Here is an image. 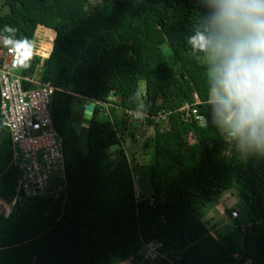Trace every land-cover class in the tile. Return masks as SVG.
Returning <instances> with one entry per match:
<instances>
[{
	"label": "trees",
	"instance_id": "16d2710c",
	"mask_svg": "<svg viewBox=\"0 0 264 264\" xmlns=\"http://www.w3.org/2000/svg\"><path fill=\"white\" fill-rule=\"evenodd\" d=\"M2 1L0 51L23 56L21 75L40 64L28 51L35 29L45 28L36 29L46 39L36 54L46 58L40 80L60 90L51 120L65 188L56 200L10 206L17 176L0 125V203L10 206L0 213V264H139L138 252L153 242L161 255L154 264H264V221L254 205L264 218L261 89L247 86L240 103L209 101L232 67L240 84L249 73L264 84V0H97L92 11L89 0ZM212 55L213 63H198ZM73 95L104 104L109 119L97 121L95 108L83 141L71 122ZM194 96L204 127L179 111ZM135 113L155 128L143 146L149 197L138 199L125 153L106 155ZM232 190L259 222L214 238L197 211Z\"/></svg>",
	"mask_w": 264,
	"mask_h": 264
},
{
	"label": "built area",
	"instance_id": "2783aa9c",
	"mask_svg": "<svg viewBox=\"0 0 264 264\" xmlns=\"http://www.w3.org/2000/svg\"><path fill=\"white\" fill-rule=\"evenodd\" d=\"M28 54L35 56L30 49ZM23 61L12 48L0 51V125L8 134L9 166L17 176L10 206L33 198L56 200L65 188L62 144L51 120L52 97L60 90L42 82L37 67L32 75H21ZM194 100L193 104L183 103L179 111L204 127L205 119L194 108L199 103L195 96ZM88 103H93L94 109L101 104L86 100L85 105ZM256 110L264 112V104ZM230 216L235 219L237 214L233 211ZM153 243L156 246L148 255L151 261L161 257L157 251L160 244Z\"/></svg>",
	"mask_w": 264,
	"mask_h": 264
},
{
	"label": "rangeland",
	"instance_id": "374dc122",
	"mask_svg": "<svg viewBox=\"0 0 264 264\" xmlns=\"http://www.w3.org/2000/svg\"><path fill=\"white\" fill-rule=\"evenodd\" d=\"M96 3L97 0L88 1L87 7L90 9V11L94 9ZM6 12L7 9L3 5V1L0 0V15L5 14ZM36 29L34 31L30 52L39 59L40 64L37 66V70L38 72H40L42 61L45 58H41L36 53L39 45L46 39L43 36V30L37 32L38 30ZM1 46L2 41H0V48ZM163 52L167 58H170V55L165 48H163ZM213 61L214 55L202 56L198 59V63L200 64H209L213 63ZM221 77L226 80L225 88L223 90H211L209 93V101H230L240 103L246 90V87L254 86L261 89L262 94L260 96V99L264 103V84L257 79L255 74L249 73L244 85L238 82L239 73L238 70L233 67L225 70L221 74ZM138 91L140 94V108L144 109L145 106L143 97V83L138 84ZM108 99L111 98L109 97ZM158 101L159 100L156 99V102ZM85 103V99L74 96L71 122L75 132L81 136L82 141L83 134L81 133V130L87 128L81 122L83 111L82 106L85 105ZM99 105L100 107L97 108L98 111L94 115V118L99 122H108L109 119L106 114L105 105ZM144 120V113L129 114L128 118L126 119V125L120 129L121 142L117 146L110 147L106 150V155L111 161L114 160L119 150H122L125 153L128 163L131 167L134 192L137 199L140 197H149V192L146 186V177L142 171V169L148 163L149 151L144 150L143 146L146 141L152 138L155 128L153 124H147ZM189 143H191L190 140ZM218 203L223 208L222 213H219V215L214 212ZM233 211H235L237 214V217L235 219H232L230 216V213ZM8 212L9 208L4 204L0 203V213L7 215ZM196 215L198 219L205 225L209 234L211 236H214L215 238H221L235 227L244 228L246 226H250L252 223L259 222L257 217L251 213L246 201L234 190L229 191L228 194L223 198H218L215 201L211 202L209 205H207L205 208L200 209L199 211H197ZM155 246V243H150V246H144L140 249V251L138 252V256L140 257L139 264H154L152 263L148 255L151 254L149 249H153L155 248ZM123 264L132 263L130 261H127Z\"/></svg>",
	"mask_w": 264,
	"mask_h": 264
},
{
	"label": "water",
	"instance_id": "95a60500",
	"mask_svg": "<svg viewBox=\"0 0 264 264\" xmlns=\"http://www.w3.org/2000/svg\"><path fill=\"white\" fill-rule=\"evenodd\" d=\"M54 34H55V33H54ZM52 44H53V43H52ZM51 49H52V48H51ZM50 52H51V51H50ZM49 54H50V53H49ZM48 56H49V55H48ZM47 58H48V57H47ZM45 59H46V58H45ZM93 110H94V105H93V103H88V104L84 105V108H83V111H82L81 122H82V124H83L84 126H86V127H88L89 124H90L91 116H92V112H93ZM254 205H255L257 211L259 212V214H260L262 220L264 221V218H263V216L261 215L260 210H259V208H258V206H257V201H256V200H254Z\"/></svg>",
	"mask_w": 264,
	"mask_h": 264
},
{
	"label": "crops",
	"instance_id": "0c3cea01",
	"mask_svg": "<svg viewBox=\"0 0 264 264\" xmlns=\"http://www.w3.org/2000/svg\"><path fill=\"white\" fill-rule=\"evenodd\" d=\"M40 26H38V28H39ZM40 28H43V27H40ZM43 29H45V28H43ZM47 30V29H46ZM50 31V30H49ZM228 193H226V194H224V195H222L221 197H219V199H221V198H223L224 196H226ZM217 209V210H216ZM216 209L214 210V212L216 213V214H218L219 215V213H222V211H223V208L221 207V205L218 203L217 205H216ZM212 237H214V236H212ZM215 238V237H214Z\"/></svg>",
	"mask_w": 264,
	"mask_h": 264
}]
</instances>
